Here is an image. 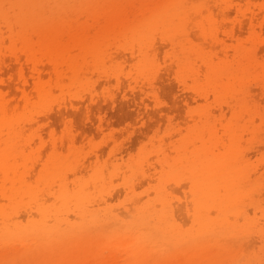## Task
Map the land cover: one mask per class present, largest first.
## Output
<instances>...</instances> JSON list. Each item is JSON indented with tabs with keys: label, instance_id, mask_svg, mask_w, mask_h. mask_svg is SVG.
<instances>
[{
	"label": "rangeland",
	"instance_id": "obj_1",
	"mask_svg": "<svg viewBox=\"0 0 264 264\" xmlns=\"http://www.w3.org/2000/svg\"><path fill=\"white\" fill-rule=\"evenodd\" d=\"M0 264H264V0H0Z\"/></svg>",
	"mask_w": 264,
	"mask_h": 264
}]
</instances>
